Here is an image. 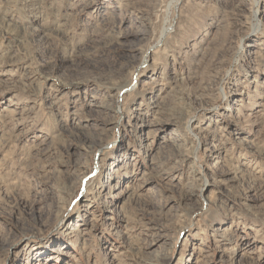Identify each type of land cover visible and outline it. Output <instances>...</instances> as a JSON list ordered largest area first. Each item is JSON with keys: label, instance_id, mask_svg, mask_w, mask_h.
Returning <instances> with one entry per match:
<instances>
[{"label": "rangeland", "instance_id": "rangeland-1", "mask_svg": "<svg viewBox=\"0 0 264 264\" xmlns=\"http://www.w3.org/2000/svg\"><path fill=\"white\" fill-rule=\"evenodd\" d=\"M0 264H264V0H0Z\"/></svg>", "mask_w": 264, "mask_h": 264}, {"label": "bare ground", "instance_id": "bare-ground-1", "mask_svg": "<svg viewBox=\"0 0 264 264\" xmlns=\"http://www.w3.org/2000/svg\"><path fill=\"white\" fill-rule=\"evenodd\" d=\"M167 32H168V28L167 27H164L163 29H162V33H161V35H160V39L159 40H163L164 39V36H166V34H167ZM160 41V42H161Z\"/></svg>", "mask_w": 264, "mask_h": 264}]
</instances>
